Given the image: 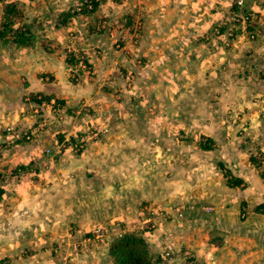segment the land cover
<instances>
[{
    "label": "rangeland",
    "instance_id": "rangeland-1",
    "mask_svg": "<svg viewBox=\"0 0 264 264\" xmlns=\"http://www.w3.org/2000/svg\"><path fill=\"white\" fill-rule=\"evenodd\" d=\"M212 1L214 6L211 13L215 16L212 23L213 27L210 28L211 32L207 31L200 35L204 54L207 55V60L212 57L209 62H217L219 64L232 60L235 62L232 65H237H235L236 68H234L235 66H227L225 69L222 66L220 68L222 73H227L231 70V77L227 76V79L215 77L211 79L214 80L211 83H203V80L193 81L194 83L189 87L190 90H193V102L195 100L192 108L198 112L199 116L190 115L192 117L189 116L190 119H188L185 114H182L177 117L172 116V118H177L174 120L170 118V115L164 114L161 118L163 122L160 121L164 124L171 121L173 125L174 123L181 125V123L184 124L190 121L188 123L193 122L190 127L182 126V128L174 130L164 126L165 130L163 129L164 131L162 132L144 124L149 119L143 117L141 109L138 110V103H133V100H130V103L126 99L122 100L120 94L122 98L125 94L127 97L128 93L131 92L130 89L135 88L132 87L133 83L130 84L131 74L142 76L145 81L148 80L147 75L138 74L137 70L139 68L126 67L125 69L121 65L114 66L117 69L116 72H118L116 74L120 75L118 76L119 83H117V88L114 89V95H112L116 103L124 106V112L129 109L125 113L121 107L118 108L113 103L111 105L112 109L98 112L95 116L90 115L88 116L89 118L84 116L83 127L81 128L79 125L77 129H74L72 127L74 120L82 118H75L80 113H72L70 110L74 107L70 108V110L64 109L58 112L49 111L44 117L48 122H46L45 131L35 134L33 138L28 140L22 136V132L26 131L29 125L37 122L38 117L32 113L35 112V108L38 106L37 100L39 101L38 97L35 96V99H32L34 100L33 102L30 99L25 100L18 116L12 122L8 121V125L4 124L3 130L6 127L12 128L11 138H15V142L23 140L25 143H30L31 141L40 143L42 139L46 138V143L41 149V155L43 152L48 155L46 153L48 143L57 141L62 143L59 146L55 143L56 150L48 155L52 157L49 161H53L54 156H58L56 155L58 148L64 149L66 146L63 154L69 153L68 156H73L88 151L87 154L89 156L91 154L100 156L102 162L97 165H101L104 170L108 167L113 168L101 178L88 175V172H91V168L86 167L75 179L67 180L63 178L65 180L63 185H55L54 188L56 189L62 186L65 187L68 195H71L70 192H72L74 199L77 194L79 197V202H76L78 207L82 201L90 205L93 200H95V207L93 205V210L83 209L82 213L79 209L75 210L73 211V216L69 215L67 218H64V212L55 214V222H52L47 229H43L44 227L34 228L30 223L26 227L18 224V219L16 218L18 213L12 207H7L15 202L8 198L2 200L0 195V260H5L0 264H62V261L58 258L59 255L54 253V246L58 243L65 245L67 241L68 243H76L79 247H77V252L70 253L72 255L70 256L71 259L66 264H118L109 254L108 246L113 238L126 233L139 234L145 238L152 256V264H217L216 259L218 264H234V261L231 260V257H234L233 253H230L225 248H220L222 247L221 244L211 242V238H215V235L208 223L217 225L215 222H218L220 215L212 217L214 216L212 211L198 205L199 200L197 198L201 197V188L197 185L200 184L201 178H208L216 169L224 177V180L221 179L219 182L229 184L239 178L240 182L237 185H233L234 187L238 186L239 189L247 185V182L244 183L246 185H242L243 179L236 175L241 172L249 175L250 180L255 178L256 187H259V179L264 182V0H244V7L241 13L243 15L250 14V20L237 23L238 29L234 28L231 36L227 35L228 31L226 29L223 30V33L217 34L215 26L220 21L228 22L230 20L228 16L233 15V12L238 10L235 7V0ZM20 2L23 3L24 0H19ZM28 11L31 12L30 15ZM82 13L89 16L92 12ZM25 14L29 16H27V19H29L35 13L33 10L27 9ZM66 14L68 22L71 17L70 14H77V12L70 11V13ZM105 16L107 15H101L99 22L104 26L102 30H107V37L113 41L109 31L114 26L120 25L122 27L125 18L123 14H120L118 18L116 17L117 22H112L114 19L109 20ZM23 20L21 18L19 22ZM91 21L90 16L85 19L87 24ZM0 26L1 28L5 26V19L2 20L0 18ZM72 32L76 38V44L82 46L84 43L77 39L75 31L69 30L68 37L69 33ZM211 47L217 49L211 50ZM84 49L89 51L90 57L91 54L96 58L99 57L100 60L103 56L104 58L106 57L96 46L85 45ZM200 54L201 57L195 59L196 65L199 64L204 56L202 53ZM89 56L87 60H89ZM74 60L73 57L70 65H74ZM92 61L90 66L94 68V73L91 71L86 76L84 72L82 77H86L83 79L85 81L95 83L94 78L98 74H102L103 69L111 70L112 66L109 65L110 62L106 58L104 59L103 69L101 66H97L96 61ZM203 72V69H199L196 74H202ZM215 72L220 74L217 70ZM68 77L74 83L80 82V79L75 81L71 77L70 68ZM146 84L150 87L147 88L142 85V91L155 89L154 84H150L147 81ZM135 85L137 84L134 82ZM167 85L170 86L169 83ZM178 86L180 89L182 88L181 84H178ZM168 89L164 87V92L168 94L180 92V90L177 89L176 91L175 89V92L171 93ZM230 90L232 92L236 90L238 93L244 94L243 98L237 101L236 99H230L231 95H225L220 97V101L216 99L211 105L205 104L206 97L208 96L209 98L211 93L219 95ZM202 92H205L204 94L206 95L204 99H202ZM208 93L210 95H207ZM134 96L128 95V98ZM198 96H201V98H197ZM154 102L156 103L155 100ZM240 102L241 108L238 105ZM227 103L231 104V106ZM68 104L70 105L69 102ZM177 104L184 106L180 99ZM220 106L228 108L229 119L226 120L227 115H224L222 109L221 111L219 110L220 113L208 112L209 108L215 109ZM85 108H89V105H85L81 112ZM147 108H149L150 115L157 109V107L152 105L148 107L146 105V110ZM162 109L166 113L172 114V111H170L171 106L167 108L162 106ZM138 112L139 115L136 114ZM159 115L154 120H157ZM52 117L57 120L62 118L69 120L66 125L69 130L65 131L68 138L62 137L59 141L58 137H56L57 135L52 137L45 136L47 127L53 126L56 122L53 121ZM228 122L230 126L225 127L226 124L229 125ZM134 124L138 125V127H134ZM104 125H107V132L105 133L100 128L101 126L104 127ZM260 128H262L261 131ZM71 131L76 133V135L71 137V134H69ZM160 132L164 134L156 135ZM205 135H210L214 139L203 143L201 138ZM215 141L222 147L213 146ZM202 144H210L211 147L204 149ZM0 145L2 146L1 150L6 147V143ZM8 149L0 150V166H9L1 164L2 158L6 155L5 153ZM45 159L48 160L49 158L46 157ZM209 162L211 164H208ZM14 169L15 166L8 167L9 174ZM231 169H234L235 175H233ZM253 172L257 174L256 177H254ZM124 174L125 176H123ZM146 174L148 176L144 178ZM8 179L10 178L8 177ZM6 183L8 182H4L5 186ZM215 186L218 185L215 184ZM109 192L115 194L118 199L115 196L111 197ZM26 198L23 201L24 206L25 204H31ZM112 198L116 201L114 204L111 203ZM242 212L246 216L247 210H244L241 206L240 214ZM80 213L81 215H79ZM243 218L241 216L240 219L236 218V220H242ZM228 219L230 221H228L227 226L233 227V218ZM64 221L67 223L66 226L62 227ZM77 221L80 222L77 223ZM84 223L87 224L84 225ZM98 227H102L105 235L102 238L84 242V238L91 235L92 231ZM15 238H20L24 242L30 239L27 245H22L25 249L27 247L28 249L21 251L22 246L20 243L12 245L11 243ZM231 249H234V247L232 246ZM33 250H36V252L33 253ZM90 251L95 252L96 255L93 256L89 253ZM24 252L26 255H24ZM166 252H170L171 259H162V255ZM194 253H202L206 257L193 258L195 256Z\"/></svg>",
    "mask_w": 264,
    "mask_h": 264
},
{
    "label": "crops",
    "instance_id": "crops-1",
    "mask_svg": "<svg viewBox=\"0 0 264 264\" xmlns=\"http://www.w3.org/2000/svg\"><path fill=\"white\" fill-rule=\"evenodd\" d=\"M94 1L97 7L89 15L92 21L87 24L85 19L89 16L85 13L70 14L69 21L66 20V13L75 11L81 0H24L23 3H19V0H0V18L4 20L9 17L12 20L11 27L13 28L12 31L4 32V29L0 26V142L7 139V136L3 133L4 124L8 125V121L12 122L18 116L25 100H32L35 96H52L64 99L74 108L81 104L84 107L89 105V108H85L79 116H75V118H82L74 120V125H72L74 129H77L79 125L81 128L83 127L85 117L95 116L98 112L112 109L111 105L113 103L118 108L121 107L124 112V106L113 100V92L117 88L118 76L120 75L116 74L118 73L116 72L117 69L114 68L116 65H121L125 69L126 67L139 68L137 73L146 74L148 79L146 81L155 86L154 90L142 91V85L147 88L150 86L146 84L142 76L131 74L130 84L133 83L132 87L135 88H131L128 95L135 96L128 98V95L126 97L125 94L122 98L120 94L122 100L126 99L129 103L130 100H133V103H138V110L141 109L143 117L149 119L144 124L162 132L165 130L164 126L174 130L182 128V126L190 127L193 123H188L190 121L184 124L181 123V125L178 123L173 125L171 121L164 124L160 121H162L161 118L164 114L170 115V118L182 114H185L188 119H190V115L199 116L198 112L192 108L195 100L193 102V90H190L189 87L192 86L195 80L211 83V81H214L211 79L215 77L226 78L230 76L231 70L227 69L229 70L227 73H222L220 68L223 66V69H225L227 66L237 65H232L235 63L232 60L219 64L209 62L212 57L207 60L208 57L204 54L200 35L207 31L211 32L210 28L213 27L212 23L215 16L211 13L214 6L212 0ZM27 9L33 10L35 13L29 19H27L28 15L25 14ZM30 13L28 11L29 15ZM120 14H123L125 20L122 27L119 25L116 35L120 37L119 41L124 45L121 49L116 50L113 41L107 37V30L103 31V27L98 29L103 26L99 22V17L107 15L106 18L109 20L114 19L112 22H115ZM21 18L24 19V22H19ZM69 30L75 31L77 39L84 43L81 46L83 49L85 45L98 47L106 56L105 58L109 60V65L112 66L111 70L103 69L104 56L100 60L98 56L96 58L93 54L90 57L89 51H85L89 59L96 61L97 66H101L103 69L102 74H98L94 78L95 83L83 80L86 78L85 76L78 83L69 80L68 71L71 61H68L65 50ZM16 31L23 35L20 38H23L24 42L20 41L19 43L16 41L15 35H18ZM23 31L24 33H22ZM214 49L217 48L211 47V50ZM200 53L204 56L196 65L195 59L201 57ZM209 55L212 56L210 53ZM199 69H203L204 72L196 74ZM215 70L220 74L216 73ZM134 82L137 85L134 86ZM168 83L170 86L167 85ZM178 84L182 85L181 89ZM164 87L169 88L168 90L171 93L175 92V89L176 91L177 89L180 90V92L168 94L164 92ZM204 93L202 92V99L206 97ZM207 95H210V93ZM225 95H231L230 99H236L237 101H240L244 96L236 90L234 92L232 90L222 92L219 95L211 93L209 98L206 97L205 104L211 105L216 99L220 101V97ZM176 97L177 99H175ZM197 98H201V96ZM179 99L184 106L177 104ZM227 104L231 106V104ZM146 105L147 107L150 105L155 106L157 109L150 115L149 108L146 110ZM238 105L239 108L242 107L241 102ZM162 106L165 108L171 106L170 111H172V114L163 111ZM224 106L223 108L222 106L215 109L209 108L208 112L220 113L219 110L222 109L224 115H227V120L229 119L228 108H224ZM136 114L139 115V112ZM158 114H160L159 118L154 120ZM176 117L172 119L175 120ZM53 121L56 122L53 126L47 127L45 136L57 135L59 141L62 137H67L65 133L69 130L66 128L69 120L62 118L61 120L53 119ZM229 126L230 123L229 125L226 124L225 127ZM134 127L137 128L138 125L134 124ZM261 130L262 128H260ZM69 134H71V137L76 135L72 131ZM162 134L164 133L160 132L156 135ZM211 139L214 138H211L210 135L201 138L203 143L211 141ZM46 140V138L42 139L40 143L34 141L25 143L23 140H18L11 145V148L7 150L8 152L6 151V155L3 156L1 162V164L9 165L8 167L15 166L14 171L8 175L10 179L7 180L8 183L2 190L1 198L2 200L8 198L15 202L6 205L9 208L12 207L18 213L16 217L18 224L25 227L30 223L34 228L44 227L43 229H47L52 222H55V214L64 212V218H67L69 215L73 216L75 210L79 209L81 213L83 209L91 210L93 205L95 207V200L91 201L90 205L82 201L78 207L76 204V202H79L77 194L74 199L72 192H70L71 195H68L65 187L62 186L56 189L54 186L63 185L65 182L63 178L67 180L75 179L86 167L91 168L88 175L101 178L113 168L108 167L104 170L101 165H97L102 162L100 156L98 157L96 154L89 156L88 151L73 156H68L69 153L63 154L66 148L63 149L61 154L54 156L53 161H49L52 158L51 156L46 155L44 152L42 155L40 154ZM55 143L58 144V141ZM55 143H48V147L55 150ZM214 144L213 146L217 148L222 147L216 141ZM46 157L49 159L46 160ZM8 167L6 168L8 169ZM231 171L235 175L234 169H231ZM236 175L243 179L242 185L247 182V185L244 184L246 187L242 186V189H239L238 186L231 185V182L229 184L219 182L221 179L224 180V177L217 169L208 178H201L200 184L197 185L201 188V197L197 198L199 200V204L198 202L197 204L212 211L214 215L212 217L220 215L218 222H215L217 225L208 223L215 235V238H211V242L219 243L222 245L220 248H225L233 253L234 257H231V260L234 261V264H264V182L258 178L260 181L259 187H256L255 178L250 180V176L243 172ZM253 175L254 177L257 176L254 172ZM147 176L148 174L144 178H147ZM118 180L120 179L118 178ZM122 183L124 184V182ZM215 184L218 186H215ZM109 195L111 197L115 196L111 192H109ZM68 197L70 198L67 199ZM24 198L28 199L32 205L25 204L24 206ZM90 198L92 199L91 196ZM115 202L112 198L111 203L114 204ZM83 205H85L84 208H82ZM86 205L88 206L86 207ZM241 206L244 210H247L246 216L243 215V212L240 214ZM241 216L244 217L242 220H236V218L240 219ZM228 218H233V227L227 226L228 221H230ZM79 222L77 221V223ZM66 223L64 221L62 227L66 226ZM27 229L29 230V228ZM29 242L30 239L24 242L20 238H15L11 244L17 245L20 243L22 246L27 245ZM232 246L234 249H231ZM23 249L25 251L28 247L25 249L22 246L21 251ZM16 253L18 252L16 251ZM89 253L93 256L96 255L93 251ZM194 255L193 258L197 259L206 257L202 253H194ZM3 261L0 260V263ZM216 263L218 264L217 259Z\"/></svg>",
    "mask_w": 264,
    "mask_h": 264
},
{
    "label": "built area",
    "instance_id": "built-area-1",
    "mask_svg": "<svg viewBox=\"0 0 264 264\" xmlns=\"http://www.w3.org/2000/svg\"><path fill=\"white\" fill-rule=\"evenodd\" d=\"M92 0H81L80 4L77 6L76 8V12L77 13H82L84 11H89L93 8V4H92ZM244 5V0H235V7L238 9L236 12H233V15H229L228 18H230V20L228 22H223L220 21L217 26H215V28L217 29V34H221L223 33V30H227L228 31V36L232 35V31L234 28L238 29L237 23H239L240 21L243 23L245 20H250V14H246L243 15L241 12V10L243 9ZM117 22V21H115ZM104 26L99 27L98 29H101ZM119 26H114L112 28V30L109 31V35L111 37H113V46L116 50H119L123 47V43H121L120 37L116 36V31L118 30ZM226 31V32H227ZM116 37V38H115ZM75 36L72 33H69V37H68V43L65 47L67 56H68V61H72V58L74 57V65L70 66V73H71V77L77 81L79 79L82 78L83 73L85 72V75L88 76L89 73H94V68L92 66H90L92 64V62L89 60H87L88 55L86 54L85 50L81 47L78 46L76 44V40H75ZM99 54V52H98ZM91 63V64H90ZM80 70V71H79ZM81 72V73H80ZM39 102H37V107L35 108V112H32L37 118V122L33 123V125H29V128H27L26 131L22 132V136L25 139L30 140L31 138L34 137V135L39 134L41 132H44L46 129V120L44 119L45 115L50 111V112H58L61 110H70V108H72L71 105L68 104V102L66 100H61L55 97H50V99H44L43 97H38ZM84 108V105H80L77 106L76 108L71 109L70 111L72 113L75 112V114H79L81 113V108ZM50 122V121H49ZM48 123V122H47ZM107 125L101 126L100 128L103 129V132H107ZM10 127H6V129L4 130V134L7 136V139L4 140L6 142H0V144L2 143H6V147H4L1 150V145H0V150L3 151L5 149H8L15 141V138H11L12 137V132H11ZM68 137H65V139ZM9 139V140H8ZM64 139V140H65ZM83 141V140H82ZM62 143H58V146L61 145ZM66 148V146L64 147V149ZM56 150V148H55ZM52 150L48 147V149L46 148V153L49 155L50 153H52ZM58 153H56V155H59L62 153L63 149L58 148L57 149ZM76 151V149H75ZM1 153V152H0ZM8 174H9V170L5 167V166H0V195L2 194V189L4 188V182H7L8 180ZM105 235L104 230L102 229V227H98L95 228L91 235L86 236L84 238V242L86 241H93L95 239H99L102 238ZM54 253L59 255V259L62 261V264H66L72 256L70 253L71 252H77V247L78 244L76 243H65V245H61L60 243L56 244V246H54ZM162 259L163 260H167V259H171V254L170 252H166L164 255H162Z\"/></svg>",
    "mask_w": 264,
    "mask_h": 264
},
{
    "label": "trees",
    "instance_id": "trees-1",
    "mask_svg": "<svg viewBox=\"0 0 264 264\" xmlns=\"http://www.w3.org/2000/svg\"><path fill=\"white\" fill-rule=\"evenodd\" d=\"M93 8L89 11L84 12H94L96 10V3L92 0ZM12 20L9 17L5 18V26H3L4 32L12 31L11 27ZM18 33V31H16ZM16 33V34H17ZM24 33V31L22 32ZM23 35L18 33L15 35L16 41L20 43L24 42L23 38H20ZM18 38V39H17ZM43 97V96H42ZM52 96H44V99H50ZM35 99V97H34ZM37 102H39L37 100ZM210 144H202V148L208 149ZM240 181L236 179L234 182H231V185H237ZM36 252L33 250V253ZM108 252L114 261L118 264H152L151 261V253L149 252V248L146 244L145 238L139 234L135 233H126L122 236L113 238L108 246ZM32 254V252H30ZM24 255L25 252H24Z\"/></svg>",
    "mask_w": 264,
    "mask_h": 264
}]
</instances>
